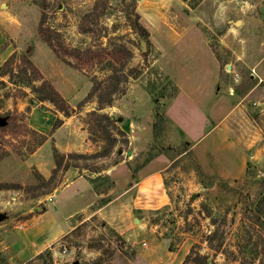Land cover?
<instances>
[{"label":"rangeland","instance_id":"obj_1","mask_svg":"<svg viewBox=\"0 0 264 264\" xmlns=\"http://www.w3.org/2000/svg\"><path fill=\"white\" fill-rule=\"evenodd\" d=\"M135 13L148 40L133 26ZM199 36L220 62L229 59V46L264 50V0H0V116L7 117V128L0 127V264H185L192 250L210 264H264V76L258 68L221 64L235 91L256 77L255 91L224 119L200 112L191 100L203 86L184 78L191 99L179 94L173 111L186 140L172 146L162 138L169 124L165 100L176 90L162 53L193 45L202 53ZM11 55H27L63 100L40 101L30 87L13 83L3 73ZM189 67L200 72L197 61ZM212 124L190 148L189 137ZM157 155L170 163L163 196L161 190L134 214L116 207L97 212L116 193L119 162L137 180ZM79 175L101 193L96 203L74 216L72 229L50 248L17 255L16 227L35 214L27 210L45 207L44 218H58L88 200L84 179L61 190ZM79 189L85 193L75 197Z\"/></svg>","mask_w":264,"mask_h":264},{"label":"crops","instance_id":"obj_2","mask_svg":"<svg viewBox=\"0 0 264 264\" xmlns=\"http://www.w3.org/2000/svg\"><path fill=\"white\" fill-rule=\"evenodd\" d=\"M197 38V37H194ZM201 39V44H203L204 50L202 53H195L194 45L191 49L186 50L182 46L181 51L175 50L173 53L163 52L162 60L166 63H171V68L166 69V66L162 65V68L173 71L171 77L169 78V85L176 87L175 92L172 94L173 98L166 99V118L169 121L168 128L163 132L162 138L166 145H178L181 142H185L186 137L183 135V130L179 126L181 125L178 121L176 112L173 111V108L176 105V100L179 94H186L188 99L190 98V93L184 92L186 87L189 85L185 84L184 78L194 77L197 83L192 84L191 86H203L198 90L199 96L197 98H192L194 102L201 109L200 112L205 115L207 119L212 120L213 118L224 119L230 112L234 111V107L237 105H243L247 97L255 91L256 88L252 81L256 77H250V83L248 87L243 88L241 92L238 90L235 91L229 83H227L223 77L226 76L230 80V75L228 72H221V64L226 63L225 67L230 69H236L238 66L242 68L247 66L258 68V72L264 76V50H257V48H247V47H232L229 46V55L227 60H222L220 62L219 57L216 52L209 46L207 38L203 37ZM192 46V44H191ZM180 49V48H175ZM183 51V52H182ZM187 52V53H185ZM195 58V59H194ZM197 59V60H196ZM199 64L200 72L194 73L196 68L191 69L189 67L193 62ZM254 77V78H253ZM192 93V92H191ZM183 111L187 110V107L181 106ZM185 109V110H184ZM178 123L179 125H176ZM213 128V124L207 128L200 136L196 138L189 137L188 144L190 148L194 149L196 144L201 140L203 136L209 134ZM175 134L181 136L179 141L171 142L172 136ZM181 134V135H180ZM188 138V137H187ZM162 156H155L153 159L148 161L142 169L144 172L137 177V180L134 179L133 173L130 172L129 166H125V161H121L116 165L113 171L118 169L122 170V174H117L116 178V193L113 194L110 200L106 201L104 205H101L98 209V213H105L108 207H116L125 211L126 213H136L140 209H146L149 202L155 200L156 196L161 194L162 196L165 192L164 184V171L167 169L168 161H162ZM163 163V164H162ZM131 173V177H130ZM128 177L132 178L128 180ZM78 179H84L86 184L83 186L85 192L88 194V200L80 205L79 207L72 208L67 213H64L61 217H56L55 215L49 214V218H44L48 210L38 212L39 207H34L27 210L26 213H31L35 210V214H30L29 217L25 220L24 226L16 227V241L20 244V249L17 255H26L34 256L42 252L47 247H51L54 243L59 241L70 229H72L71 219L81 213H84L89 208H91L100 197V192L96 188L94 182L84 175L76 176L66 182L64 187L73 184ZM60 189L56 190L54 193V198L57 194L61 192ZM80 189L74 194V196H80L83 193ZM53 195V194H51ZM50 196V195H49ZM161 196V195H160ZM159 196V197H160ZM53 198V199H54ZM163 198V197H162ZM47 201V200H46ZM54 213L57 214L59 211L56 207L52 209ZM46 219V222L44 221Z\"/></svg>","mask_w":264,"mask_h":264},{"label":"trees","instance_id":"obj_3","mask_svg":"<svg viewBox=\"0 0 264 264\" xmlns=\"http://www.w3.org/2000/svg\"><path fill=\"white\" fill-rule=\"evenodd\" d=\"M135 18L133 19V26L137 32H139L146 40L149 38V32L147 29L139 22L140 14L135 13ZM149 42V41H148ZM4 74L9 75L10 80L16 84H23L24 86L30 87L32 91L37 93V99L41 100H51L55 103L63 100L60 93L56 88L45 78L42 77L41 72L36 67V65L31 61V59L25 55L21 56L20 59L16 60L13 55H11L3 64ZM18 78L15 79V77ZM41 79L40 84H35L34 81ZM109 120H112L111 116H107ZM7 126H1V129H6ZM41 139L38 143L44 141V134H40ZM97 188V187H96ZM185 264H210L207 261V257L192 250L190 254L187 255L185 259Z\"/></svg>","mask_w":264,"mask_h":264},{"label":"water","instance_id":"obj_4","mask_svg":"<svg viewBox=\"0 0 264 264\" xmlns=\"http://www.w3.org/2000/svg\"><path fill=\"white\" fill-rule=\"evenodd\" d=\"M239 23H240V21L238 20V21L236 22V24H239ZM6 123H7V117H5V116H0V127L6 125ZM75 264H76V263H75Z\"/></svg>","mask_w":264,"mask_h":264},{"label":"built area","instance_id":"obj_5","mask_svg":"<svg viewBox=\"0 0 264 264\" xmlns=\"http://www.w3.org/2000/svg\"><path fill=\"white\" fill-rule=\"evenodd\" d=\"M254 72H255V70L252 71V73H254ZM53 198H54V194H53V195H50V196L48 197V200H49V201H52ZM22 226H23V223H21V225H19V227H22Z\"/></svg>","mask_w":264,"mask_h":264}]
</instances>
